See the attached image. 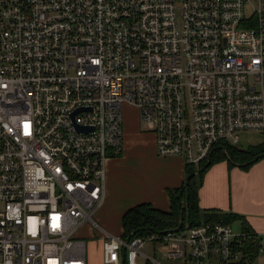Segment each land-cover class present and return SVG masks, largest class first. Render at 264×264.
I'll list each match as a JSON object with an SVG mask.
<instances>
[{"label": "built area", "instance_id": "1", "mask_svg": "<svg viewBox=\"0 0 264 264\" xmlns=\"http://www.w3.org/2000/svg\"><path fill=\"white\" fill-rule=\"evenodd\" d=\"M127 103L158 155L187 164L264 132V0H0V264H88L79 230H102ZM103 233L104 264L124 246L126 264L264 256V236L222 221Z\"/></svg>", "mask_w": 264, "mask_h": 264}, {"label": "crops", "instance_id": "2", "mask_svg": "<svg viewBox=\"0 0 264 264\" xmlns=\"http://www.w3.org/2000/svg\"><path fill=\"white\" fill-rule=\"evenodd\" d=\"M134 107L137 120L123 122V149L107 161L106 198L97 211L99 218H106L105 222L114 227L117 221L122 223L128 209L142 202L168 210V189L180 187L186 179L185 159L158 155L156 135L141 127L139 110ZM227 163L218 162L206 172L199 190L200 206L240 214L251 230L264 236V158L245 170ZM123 231L122 224L121 234ZM87 260L88 264H104L102 244L97 261L90 262L88 255Z\"/></svg>", "mask_w": 264, "mask_h": 264}, {"label": "trees", "instance_id": "3", "mask_svg": "<svg viewBox=\"0 0 264 264\" xmlns=\"http://www.w3.org/2000/svg\"><path fill=\"white\" fill-rule=\"evenodd\" d=\"M264 158V140L258 145L241 148L237 145L222 143L210 160L192 165L186 163V179L177 188L168 189L170 208L163 210L149 202L139 203L128 209L122 220L124 239L163 235L167 231L181 227H192L204 220L234 223L241 221L243 230L250 231L246 218L240 214L227 213L219 209H203L200 206L199 190L209 168L221 161H228L230 166L239 165L248 169L255 162ZM126 264V262H122Z\"/></svg>", "mask_w": 264, "mask_h": 264}, {"label": "rangeland", "instance_id": "4", "mask_svg": "<svg viewBox=\"0 0 264 264\" xmlns=\"http://www.w3.org/2000/svg\"><path fill=\"white\" fill-rule=\"evenodd\" d=\"M123 117H124V121L125 123L131 122L134 123L137 120V110L134 107V105H130L127 103V105L124 104L123 106ZM141 121V120H140ZM141 127L144 130H147L146 127L144 126L143 122L141 121ZM264 140V132H256V131H243L241 133V140L239 142V144H237V146L241 147V148H247L250 145H258L260 142H262ZM229 167H233L230 166L229 163H227ZM245 170V169H243ZM201 208L203 209H209L206 208L204 206H202ZM94 218L99 222L101 229L102 230H98V229H94L93 227H91L89 224L84 225L80 230L79 233L84 237V239L87 242V255L88 258L90 260V262L96 260L97 261V251H99L101 249V244H102V238H103V232H110L113 234H121L122 232V223L117 221L115 224V227L113 226L114 224H107L105 222L104 217L99 218L97 216V212L94 215ZM233 228L235 230H240L241 229V225L239 224L238 221H235L232 224ZM103 231V232H102ZM166 249V245L165 244H158L156 245V253L155 256L159 259H162V252L165 251ZM147 254H153L152 253V243H148L146 244V246L143 249ZM142 261V260H140ZM164 262H166L167 264H173L172 261L169 260H165ZM259 264H264V256L259 260Z\"/></svg>", "mask_w": 264, "mask_h": 264}, {"label": "water", "instance_id": "5", "mask_svg": "<svg viewBox=\"0 0 264 264\" xmlns=\"http://www.w3.org/2000/svg\"><path fill=\"white\" fill-rule=\"evenodd\" d=\"M80 129H84V128H80ZM166 233V232H165ZM125 251H126V246H124V249H123V261L125 262L126 261V257H125Z\"/></svg>", "mask_w": 264, "mask_h": 264}]
</instances>
